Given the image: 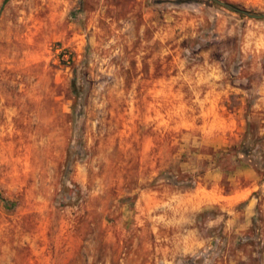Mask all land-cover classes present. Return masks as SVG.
<instances>
[{"label": "rangeland", "instance_id": "obj_1", "mask_svg": "<svg viewBox=\"0 0 264 264\" xmlns=\"http://www.w3.org/2000/svg\"><path fill=\"white\" fill-rule=\"evenodd\" d=\"M0 264H264V18L0 0Z\"/></svg>", "mask_w": 264, "mask_h": 264}, {"label": "water", "instance_id": "obj_2", "mask_svg": "<svg viewBox=\"0 0 264 264\" xmlns=\"http://www.w3.org/2000/svg\"><path fill=\"white\" fill-rule=\"evenodd\" d=\"M211 1L239 16H243V17L251 18V19H263L264 18V13H255L252 11L240 9L232 4H229L227 2H223L220 0H211Z\"/></svg>", "mask_w": 264, "mask_h": 264}]
</instances>
